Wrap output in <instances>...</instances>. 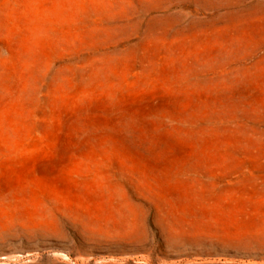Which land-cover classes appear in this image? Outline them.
Masks as SVG:
<instances>
[{
  "label": "rangeland",
  "instance_id": "obj_1",
  "mask_svg": "<svg viewBox=\"0 0 264 264\" xmlns=\"http://www.w3.org/2000/svg\"><path fill=\"white\" fill-rule=\"evenodd\" d=\"M0 264H264V0H0Z\"/></svg>",
  "mask_w": 264,
  "mask_h": 264
}]
</instances>
